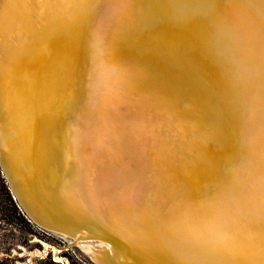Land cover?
I'll use <instances>...</instances> for the list:
<instances>
[{
	"label": "bare ground",
	"instance_id": "bare-ground-1",
	"mask_svg": "<svg viewBox=\"0 0 264 264\" xmlns=\"http://www.w3.org/2000/svg\"><path fill=\"white\" fill-rule=\"evenodd\" d=\"M0 157L99 264H255L264 7L0 0Z\"/></svg>",
	"mask_w": 264,
	"mask_h": 264
},
{
	"label": "rangeland",
	"instance_id": "rangeland-1",
	"mask_svg": "<svg viewBox=\"0 0 264 264\" xmlns=\"http://www.w3.org/2000/svg\"><path fill=\"white\" fill-rule=\"evenodd\" d=\"M0 264H99L73 240L34 222L0 165Z\"/></svg>",
	"mask_w": 264,
	"mask_h": 264
},
{
	"label": "water",
	"instance_id": "water-1",
	"mask_svg": "<svg viewBox=\"0 0 264 264\" xmlns=\"http://www.w3.org/2000/svg\"><path fill=\"white\" fill-rule=\"evenodd\" d=\"M0 164H1V157H0ZM3 171H4V169H3ZM4 173H5V171H4ZM14 193V192H13ZM15 195V194H14ZM15 198L17 199V197H16V195H15ZM18 200V199H17ZM18 202H19V204H20V206L22 207V209L24 210V212L34 221V222H36L38 225H40V226H42V227H45L42 223H40L39 221H37L36 219H35V217L33 216V215H31V214H29L28 212H27V209H26V207L23 205V203H21L19 200H18ZM53 230H55V231H57V232H59V233H61V234H63V235H66L67 236V238L68 239H70V240H72V238L74 237V235H73V233L72 232H70V231H65V230H61V229H53ZM81 229H79V231H80ZM85 237H82V236H77V241H81V240H83ZM90 238H92V237H87L86 239H90ZM94 239H96V240H101V239H99V238H96V237H94Z\"/></svg>",
	"mask_w": 264,
	"mask_h": 264
},
{
	"label": "snow or ice",
	"instance_id": "snow-or-ice-1",
	"mask_svg": "<svg viewBox=\"0 0 264 264\" xmlns=\"http://www.w3.org/2000/svg\"><path fill=\"white\" fill-rule=\"evenodd\" d=\"M76 2L78 3V0H76ZM254 2H258L261 3L262 7H264V0H254ZM259 231L264 233V223L261 224ZM234 244H243L242 241H234ZM255 264H264V249L261 250L260 256L257 259V261L255 262Z\"/></svg>",
	"mask_w": 264,
	"mask_h": 264
}]
</instances>
